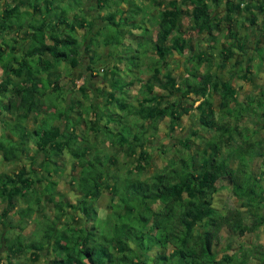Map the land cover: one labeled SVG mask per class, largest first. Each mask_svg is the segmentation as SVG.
<instances>
[{
  "label": "trees",
  "instance_id": "obj_1",
  "mask_svg": "<svg viewBox=\"0 0 264 264\" xmlns=\"http://www.w3.org/2000/svg\"><path fill=\"white\" fill-rule=\"evenodd\" d=\"M149 1L164 8L159 11L160 25L153 30L134 22L142 9L132 0H96L86 12L81 9L83 0H0V70L4 75L0 123H9L8 134L0 135V158L4 164L26 162L14 172H0V264H40L42 257L43 264H248L251 260L264 264L259 244L239 245L237 251L228 245L219 258L214 251L223 230L245 236L264 227V172L253 170L256 159L264 162V140L255 139L256 131L264 130V90L240 100L233 87L235 74L249 79L251 55L244 54L228 66L236 50L247 53L244 41L250 36L249 26L255 27L258 15H264V0H169L166 8L162 5L167 0ZM120 3H126L128 10L119 9ZM242 9L257 14L248 21L244 41L236 29ZM91 12H103L104 24L118 34L101 41L104 49L123 46L128 34L136 44L131 52L139 62L135 66L141 71L138 75L150 74L147 80H137L142 83L137 105L129 106L119 96L133 82H122L117 71L111 72V90H98L96 97L103 95L106 105L122 112L115 120L120 131L112 134L108 125L94 119L99 128L88 127L90 132L104 128L111 134L102 140L92 134L93 141L89 134L84 137L68 130L67 112L44 100L48 87L50 93L60 95L61 103L68 102L70 112L83 107L80 100L67 101L63 95L67 89L59 85L57 70L62 64L76 67L85 53L87 78L93 77V65L103 58L94 57L92 42H86L94 35ZM183 19L188 21L185 30L180 27ZM129 24L132 28L126 31ZM134 27L140 29L139 35L132 31ZM79 30L84 31L81 40ZM260 30L264 39V27ZM197 34L209 39L208 48L189 54L183 74L177 77L169 58L173 52L182 55L186 37ZM96 35L102 37L100 32ZM257 41L253 51L263 65L264 49ZM217 49L218 70L230 71L226 80L205 65ZM209 93L219 98L218 110ZM187 98L198 115L197 123L214 134L200 151L179 154L142 178L150 166L148 149L150 140L159 135L158 125L167 120L171 135L188 113ZM90 107L95 111L94 105ZM245 114L255 128H241ZM48 116L53 122L64 119L63 130L47 127ZM28 119L36 124L32 130L26 127ZM132 127L136 133L130 131ZM192 133L180 141L186 150L191 136L198 135ZM104 144L116 146L114 153L126 156L139 149L135 166L126 176L110 171L114 156L102 148ZM64 155L74 163L68 174L72 200L57 190V181L65 174ZM135 173L134 178L128 176ZM220 187H226L232 206H214ZM105 189L111 196L110 211L100 215L95 204ZM27 224L30 230L25 232Z\"/></svg>",
  "mask_w": 264,
  "mask_h": 264
},
{
  "label": "rangeland",
  "instance_id": "obj_2",
  "mask_svg": "<svg viewBox=\"0 0 264 264\" xmlns=\"http://www.w3.org/2000/svg\"><path fill=\"white\" fill-rule=\"evenodd\" d=\"M168 1V0H167ZM167 1H165L164 3L167 4ZM93 1H88L83 0L82 2V8L85 12L86 10H88V8L91 6L90 4H92ZM149 2V10H151V12H153V14L156 16L157 12L160 15L159 11L162 12V10L164 8H160L159 6L155 5L152 1H148ZM254 2V1H253ZM82 11L80 10L78 12V15L82 16ZM96 15H94L91 12V19L94 18L95 19V23L93 26V29L91 30L92 33H94V35H92L91 38H87L86 42H92V46H93V55L94 57H97L100 55V57H102V61L96 62V64L93 65L94 69L93 71H95L96 74H94L93 72L91 73L93 77H89V72L86 73L87 69L86 66L88 65V59L85 58L83 59V62H80L81 66L77 67L76 69L72 70V75L68 74L69 73V67L64 68L62 70V75L63 78L60 80V83L63 81L62 85H64L65 89H68L70 92V97H75L79 100H81L82 102L84 101L83 99V93L82 91H85L86 96L90 99V100H95L96 99V94L97 91H90L93 90L95 88H100V86L103 87H107L109 86V72L110 70H112V66H118L119 70V77L120 78H124V79H128L130 78V76H134L136 69L130 67L131 72L129 71V69H127V66H130L128 63H130L131 65L133 64V66H138L137 64H139L138 61H135V58H133L134 53L131 52L132 49L136 48L133 47V43L132 40H130V42H126L125 46L126 48L123 46V48L118 49V48H108V49H104L101 41L103 39H107L108 37H113V36H118V34L115 32V29L113 26H110L108 23L105 25L104 21L101 19V15H97V12L95 13ZM252 15H257L256 11H251V13L249 11H247V9H242V11H240V14L237 17V23H236V29L241 33V40L244 41V33H245V29L247 28L248 21L251 18ZM162 17V16H161ZM89 18V17H88ZM90 19V18H89ZM88 19V20H89ZM48 20V19H47ZM47 20L45 21V25L47 24ZM87 20V21H88ZM160 18H156L154 21L153 26L154 27H158ZM188 21L186 19H183L181 21L180 27L181 29L185 30L187 27ZM149 25H152V23H150ZM246 26V27H244ZM264 27V15H258V20H257V25L255 27L253 26H249V34L250 36L244 41V48L246 49L247 53H244L242 50H236L235 54L231 57V59L228 61V66H231L233 64V62L235 60H239L241 57L245 56V55H251L254 60L252 61V68H251V72L247 74L248 76V80H242L239 77V75L241 73H239V75L236 76L235 74V79L233 81V87L235 88V90H237V96L240 100H243L244 97H246L247 95H254V96H258L261 92H263L264 90V64L261 65L257 59V55H255V52L253 51L254 46L258 45L259 42L257 40H261V44L260 47H262L264 49V39H262L263 37L260 36L259 33H261V28ZM89 28V27H88ZM107 29L110 32L109 34L107 33ZM100 32L102 37H98L96 35V33ZM224 33V32H223ZM82 34V32L78 31V39L81 40L82 36H80ZM38 35L40 36V34L38 33ZM139 35V34H136ZM86 38V37H85ZM84 38V39H85ZM41 39V36H40ZM208 42L209 39H206V37L203 34H197L195 36H192L191 38H189L188 36L186 37V43L184 44L183 47V54L182 55H176V57L174 56L173 58H169V63L170 66H172V70L175 76L178 77V75H182L183 74V67L186 64V57L189 56V54H191L192 52H199V50L202 49H207L208 47ZM136 45V44H135ZM221 46H224L221 44ZM131 47V48H130ZM219 48V47H218ZM248 50V51H247ZM125 51V54H124ZM210 53V52H209ZM245 54V55H244ZM130 57L129 55H131V60L129 59L130 62L126 63V56ZM85 56V55H84ZM219 53H218V49L217 51L213 52L212 55H210V57L208 58L210 60L209 64H205L206 66H211L212 71L217 72L220 76L221 79L226 80L229 78V72L230 71H224L218 70V64H219ZM98 61V60H96ZM120 61V62H119ZM134 61V62H133ZM135 64V65H134ZM246 64V63H245ZM204 65V67H205ZM204 67L201 68V71L204 69ZM101 70H103L101 72ZM129 72V73H128ZM74 74H77L76 76L73 77ZM72 76V78H71ZM4 77L3 73L0 70V80ZM111 77V76H110ZM67 79H71L73 80L75 86L79 88H76L75 86H70L67 87L68 82ZM69 81V82H70ZM77 83V84H76ZM108 88V87H107ZM157 91L160 90L161 88L158 86ZM48 92L46 93V95H44V100L46 101V104L50 103L53 106H56L58 109H61L62 111L65 110L67 113V116L69 117V113H71L68 109L66 105H63L60 100L61 98L59 97L60 95L54 94V93H50L49 89L47 87L46 89ZM75 92V93H74ZM68 93L67 90H64V96ZM129 93V92H128ZM131 95L132 92H130ZM129 93V94H130ZM58 96V98H57ZM100 97V96H99ZM209 99L211 100V102L213 103L214 109L218 110V97L215 96V94L213 93H209L208 94ZM101 98V97H100ZM195 97H192L191 99H193ZM191 99L187 98L184 100V107L187 109V115L183 116L182 120H181V124L175 128L174 132L168 133L167 131V122L161 123V126L158 130V137L155 139H151L150 140V146L148 151L151 154V162H150V166L148 167V171L143 175L142 178L149 176L150 174H153L154 171L160 169L161 167H163L166 162L169 159H176L179 154H195V152L200 151V149L204 146V142L206 141V139L211 135L214 134L210 129H206L202 126H200L197 123V119H198V115L197 113L194 111V108L189 107V104L191 103ZM198 103V102H197ZM197 103H195L194 105H196ZM45 107H43L44 109ZM45 110V109H44ZM74 110L78 111L79 113L82 114L83 118H84V122L87 123L86 126V130L80 131L78 130L79 128V123L75 124L74 122H72L69 118L68 119V130L70 131H74L75 134H77L78 132L82 133V135L85 137L86 135L89 134L90 136V140L93 141L94 137L92 136L93 134H97L95 136H97L98 140H102L105 139L106 134H111V133H106L104 128H101L99 131H95V132H90L89 128H94V130L98 129L99 126L97 125L96 121L90 119L87 120V117H89L90 114H92V109L90 106L88 105H83L82 108H75ZM96 112V109H95ZM86 114L87 117L84 115ZM44 115V113H43ZM46 115V114H45ZM3 116V115H2ZM50 116L47 117L46 122L44 123L47 127L49 126H54V122L52 119L49 118ZM244 119L242 121V124L240 125L241 128H255L254 125H252V120L250 119L249 116L247 114L244 115ZM92 118L94 119V116L92 115ZM1 119H3L1 117ZM57 121V119H55ZM125 122V120H124ZM126 123V122H125ZM116 124V123H115ZM6 125V121H4V125L0 123V135H4L6 133V131L8 130L9 127V123L7 122ZM95 125V126H94ZM4 126V127H3ZM34 126V121H30L29 122V128H33ZM89 127V128H88ZM109 128L111 130H113L112 134H118V131H120V128L116 126V128L114 127V125H110ZM67 130V131H68ZM197 132V136H191V146L189 150H186L182 147V145L180 144V141H182L185 137H190V134H193L192 132ZM8 132V131H7ZM257 135L255 136V139H263L264 140V130H257L256 131ZM125 132H123L124 134ZM169 134V135H168ZM250 134V133H248ZM107 138V137H106ZM111 139V138H109ZM108 139V140H109ZM115 148V147H114ZM108 153L110 155L114 156V163L110 168V171L112 173H114L115 171L122 176H126L128 173V170H132V168L135 166V157L136 154L138 153L139 149H134L135 150V155L132 156H126L125 154L121 153V154H117L114 153V151L116 149H113L111 147H109L107 149ZM229 149H225L224 152H228ZM101 159L103 158V156H100ZM62 162L64 163V169H65V174H63V176L61 178L58 179V186H57V190L61 191V193H63L64 195H66L69 199L72 200V191L70 189V186L68 185V181H69V173L70 171V167L74 164L73 161L70 159V157L68 155H64ZM26 162L23 161L22 163H16V164H4L3 161L0 158V172L1 171H5L8 173L14 172L18 166L20 165H25ZM232 164L234 165V161L232 162ZM253 170L256 173L260 172H264V162L260 161L259 159H256L255 162V167H253ZM69 174V175H68ZM128 176L131 177H136L137 174H130ZM222 182L219 183V185H221ZM220 193L217 196V199H215V203L214 206L217 208H222L225 207L226 205L232 206L233 204V200L230 199V203L227 202L229 200V196L231 198V195L229 194V192L226 190L225 188L220 187ZM111 196L109 193L108 189H105L103 191V195L101 197V199L97 202V204H95V207L98 209L99 214L103 215L105 212L110 211L109 210V204L111 202ZM2 208V204L0 203V210ZM16 220V218H15ZM30 230V226L27 224V230L25 232H28ZM0 232H1V223H0ZM221 239L222 241L217 244L214 247V251L216 252V254H218V258L220 257L222 252H225L226 250V246L231 245L232 248L237 251L239 245H242L244 247H250L253 246V244H259L261 246H263V251H264V227L260 229V231L256 234H251V235H245V236H239L237 234H231L229 233L227 230H223L221 232ZM3 254V253H2ZM4 255V254H3ZM45 262L44 257L40 258V260L38 261V263L43 264ZM248 264H260L257 260H251Z\"/></svg>",
  "mask_w": 264,
  "mask_h": 264
},
{
  "label": "crops",
  "instance_id": "obj_3",
  "mask_svg": "<svg viewBox=\"0 0 264 264\" xmlns=\"http://www.w3.org/2000/svg\"><path fill=\"white\" fill-rule=\"evenodd\" d=\"M88 1H93V3L96 1V0H87V2ZM127 1V0H126ZM135 4H137L136 6H139L141 9H142V13H139V15H137V19L134 21V22H136V24H137V22H138V24L140 25L142 22H143V24H145L146 25V28H148L149 30H153V29H156V28H158V27H154L153 26V24H154V21H155V19H156V17H158L159 18V14H158V12H157V15L155 16L154 14H153V12H151V10H149V0H132ZM85 2H86V0H85ZM168 2H169V0L167 1V4L166 3H164L162 6L163 7H167V5H168ZM119 7V9H121V10H125V11H127L128 9V5L126 4V3H120V5L118 6ZM115 8H112V10H114ZM130 10L125 14L126 16H129L130 14ZM97 15L99 16V15H104V13L103 12H97ZM140 19H143L142 21H140ZM150 23H152V25H149ZM134 24V23H133ZM132 28V26L129 24L127 27H124L125 29H127L126 31H128L129 30V28ZM134 28H136V27H134ZM80 31L82 32V34L84 33V31L83 30H79V33H80ZM133 32H135L136 34H140L141 33V31H140V29H134V30H132ZM131 31V32H132ZM82 34L80 35V36H82ZM153 35V34H152ZM130 36L127 34V35H125V37H124V39H123V41H122V44H123V46L126 48V42H130V38H129ZM155 38V36L153 37V39ZM133 43V42H132ZM123 46H120V47H117L118 49H122L123 48ZM133 47H135V43H133V46H132V48ZM131 48V47H130ZM94 51V50H93ZM88 54H90V55H92V53H88ZM124 54H125V52H124ZM82 55H83V57H81V60L79 61V63H78V65H76V67L74 66V67H71V66H65L64 64H62L59 68H58V76H57V78H58V82H59V85H62V83H63V81L60 83V80L63 78V75H62V70L64 69V68H67V67H69V75L71 74L72 75V70H74V69H76L77 67H79V66H81V64H80V62H83V59H85V58H87L88 59V55H86L85 53H82ZM85 55V56H84ZM176 55H177V53L176 52H173V55H172V58L175 56L176 57ZM130 57H127V55L125 56L126 58H131V55H129ZM125 58V59H126ZM126 63H128V60L126 59V61H125ZM129 64V63H128ZM130 65V64H129ZM116 67L118 68V66H112V70H110V71H108L110 74V76H111V72L112 71H117V74H118V77H119V73H118V70H119V68L118 69H116ZM130 67H132V68H134V69H136V72H135V75L132 77V76H130V78H128V79H124V78H121L122 79V82H129V81H132L133 83H132V85H128V86H126L125 87V89L123 90V92H125L124 93V95L123 94H120V98H122V99H125V101H127V104L129 105V106H136L137 105V103H136V96H138L137 94V91L139 90V88H140V85L142 84V83H140V82H138L137 80L139 79V77H140V79L139 80H147L149 77H150V74L149 73H147L146 71H143V75L142 76H140V75H138L139 74V72H141L140 70H139V68L138 67H134V66H132V65H130V66H127V69H129V71L131 72V70H130ZM172 66H170V68H171ZM86 69H87V67H86ZM93 73L94 74H96L95 73V71H93ZM129 73V72H128ZM77 74H74L73 75V77L74 76H76ZM109 76V79H110V82H109V86H107L106 88L105 87H103V86H100V88H95V89H93V90H90V91H98V90H101L102 92L104 91V92H106V91H110L111 90V77ZM71 78H72V76H71ZM120 78V77H119ZM67 81L68 82H65V83H68L67 84V87H70V86H75V84H74V82H73V80L71 79V81H70V79H67ZM70 81V82H69ZM77 84V83H76ZM63 87H64V85H62ZM76 87V86H75ZM80 87V86H79ZM78 87V85H77V87L76 88H79ZM156 89V88H155ZM68 90V89H67ZM157 90V89H156ZM69 91V90H68ZM159 91V90H158ZM130 92H132V94L133 95H131V93L129 94ZM75 93V92H74ZM67 101H70V100H79V99H77V98H75V97H70L69 95H70V92H68L67 94ZM100 95H98L97 97H96V99L95 100H90V99H88V100H84L83 102H82V104L83 105H88V106H91V105H94L95 106V108H96V112L95 111H93V112H95V114L92 112V114H90L89 115V117H87L86 115V117H87V120H90V119H92V120H94V119H98V123H99V125H108V126H110V125H114V127L116 128V122H115V120L117 119V115L119 114V115H122V112L119 110V109H117V108H115V107H113V106H108V105H106L105 103H104V99H105V97H103V95H101L100 97H99ZM121 99V100H122ZM63 105H68V102H66V103H62ZM70 115H69V119L72 121V122H74L75 124H78L79 125V128H78V130H86L87 128H86V125H85V122H84V118H83V116L82 115H80V113L78 112V111H76V110H74V111H71V113H69ZM92 115L94 116V119L92 118ZM42 117H43V115H42ZM42 117H39L40 119L42 118ZM33 119H28V121L26 122V127L29 129V130H32L34 127H35V122H34V126H33V128H29V122L30 121H32ZM125 120V122L126 123H128V120L127 119H124ZM34 121V120H33ZM164 122H167V125H168V121L166 120V121H164ZM164 122H162V123H164ZM54 125L55 126H57L59 129H61V130H63V128L65 127V124H64V119H58L57 121L55 120V122H54ZM160 126H161V123L158 125V130H159V128H160ZM136 128L135 127H132L131 128V132L132 133H136ZM139 131V130H138ZM7 132V131H6ZM6 134H8V132L6 133ZM93 134V133H92ZM109 147H111V148H113V149H116L117 147L116 146H111L110 144H104V145H102V148H104L106 151H108L107 149L109 148ZM115 147V148H114ZM116 151V150H115ZM114 151V152H115ZM58 183V182H57ZM59 184V183H58Z\"/></svg>",
  "mask_w": 264,
  "mask_h": 264
}]
</instances>
